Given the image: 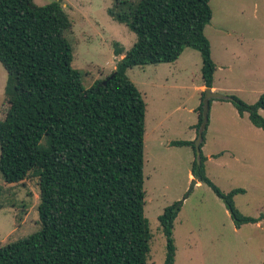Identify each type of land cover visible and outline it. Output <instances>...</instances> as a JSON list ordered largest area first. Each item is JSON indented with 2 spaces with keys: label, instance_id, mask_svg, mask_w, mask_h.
I'll return each mask as SVG.
<instances>
[{
  "label": "trees",
  "instance_id": "trees-1",
  "mask_svg": "<svg viewBox=\"0 0 264 264\" xmlns=\"http://www.w3.org/2000/svg\"><path fill=\"white\" fill-rule=\"evenodd\" d=\"M211 0H114L107 9L136 34L114 71L86 87L73 66L65 31L70 17L60 1L0 0V61L16 77L9 108L0 113V172L7 183L38 176L41 229L0 246V264H148L152 230L145 215L146 102L127 71L176 61L188 47L201 52L206 87L217 68L205 28ZM199 106V131L203 120ZM241 115L264 128V92L255 103L235 94ZM204 132V137H205ZM204 142V139H203ZM203 142L201 147L203 146ZM192 145L194 141H172ZM207 158H195L192 175L213 188L235 225L262 217L244 215L234 196L207 175ZM179 201L159 216L167 237L165 264H173Z\"/></svg>",
  "mask_w": 264,
  "mask_h": 264
},
{
  "label": "rangeland",
  "instance_id": "rangeland-1",
  "mask_svg": "<svg viewBox=\"0 0 264 264\" xmlns=\"http://www.w3.org/2000/svg\"><path fill=\"white\" fill-rule=\"evenodd\" d=\"M38 5L60 1L71 25L65 31L74 50L73 66L86 87L110 75L136 41L126 24L107 9L114 0H34ZM138 1V0H132ZM211 22L205 33L216 63V91L255 103L264 92V0H211ZM203 60L188 47L174 62L129 68L127 74L146 102L145 215L152 239L148 264H165L167 237L159 216L179 201L174 222L173 264H264V128L241 115L231 99L212 98L202 146L207 175L224 192L245 189L234 196L236 207L255 223L235 225L224 201L206 183L191 177L196 158L199 106L204 84ZM16 77L0 61V113L6 114ZM264 117V110H260ZM192 188V189H191ZM38 176L7 183L0 172V246L41 229Z\"/></svg>",
  "mask_w": 264,
  "mask_h": 264
},
{
  "label": "water",
  "instance_id": "water-1",
  "mask_svg": "<svg viewBox=\"0 0 264 264\" xmlns=\"http://www.w3.org/2000/svg\"><path fill=\"white\" fill-rule=\"evenodd\" d=\"M204 92H205V96L203 98V120L201 122L199 131H198V137L195 141L196 158H197V162L199 164L201 163V156H202L201 144L203 142L204 132L207 129V125H208V121H209V109H210L211 99L212 98H218V99L228 98V99H230V96L222 94L216 90H213L212 87H206ZM196 182H197V179H194L193 183L195 184Z\"/></svg>",
  "mask_w": 264,
  "mask_h": 264
},
{
  "label": "crops",
  "instance_id": "crops-1",
  "mask_svg": "<svg viewBox=\"0 0 264 264\" xmlns=\"http://www.w3.org/2000/svg\"><path fill=\"white\" fill-rule=\"evenodd\" d=\"M122 57H123V55H122ZM205 88H206V86L205 85H202L201 90H205ZM212 89L215 90V89H217V87L214 85L212 87ZM190 176L193 177L192 173H190ZM197 184H200V182H197Z\"/></svg>",
  "mask_w": 264,
  "mask_h": 264
}]
</instances>
